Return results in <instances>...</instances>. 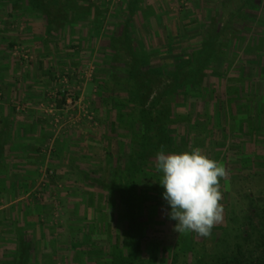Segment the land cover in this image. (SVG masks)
Segmentation results:
<instances>
[{
  "label": "rangeland",
  "instance_id": "1",
  "mask_svg": "<svg viewBox=\"0 0 264 264\" xmlns=\"http://www.w3.org/2000/svg\"><path fill=\"white\" fill-rule=\"evenodd\" d=\"M40 3L0 0V264H217L238 244L256 263L264 255L255 218L264 213V0ZM208 49L206 90L163 96L169 70ZM135 64L166 69L145 106L158 99L153 114L173 137L153 141L138 173ZM8 143L17 146L7 152ZM193 148L225 169L222 219L206 237L175 231L155 159ZM17 176L33 184L13 195L6 180Z\"/></svg>",
  "mask_w": 264,
  "mask_h": 264
},
{
  "label": "clouds",
  "instance_id": "2",
  "mask_svg": "<svg viewBox=\"0 0 264 264\" xmlns=\"http://www.w3.org/2000/svg\"><path fill=\"white\" fill-rule=\"evenodd\" d=\"M155 159L163 174L159 184L170 208L169 218L176 221L175 231L210 235L214 224L222 219L218 178L225 175L223 165L199 148L167 154L161 150Z\"/></svg>",
  "mask_w": 264,
  "mask_h": 264
},
{
  "label": "trees",
  "instance_id": "3",
  "mask_svg": "<svg viewBox=\"0 0 264 264\" xmlns=\"http://www.w3.org/2000/svg\"><path fill=\"white\" fill-rule=\"evenodd\" d=\"M32 1H35V6L37 8H42L44 6H47V5H42L40 3V0H32ZM211 56L213 55L210 54V50L208 49V51L203 55V58L200 59V61L197 60L195 64L194 61L196 58L193 59L189 58L184 62H181V65L176 66L174 69L169 70L168 73H170L169 75H171L172 77L169 81L170 83L168 85L167 84L165 85L166 87L164 88L162 95L173 96L176 95L177 93H180L181 95L186 96V94H189L190 91L192 90L193 91H196L197 89L206 90L205 84L207 83L206 76L208 70L206 66H208V62L211 61ZM165 70L166 69H148V68L146 69L140 67V65L137 64H135V67H133L134 73L131 74L130 79L135 81V85L133 89L137 96H134V99L140 103L139 104L140 106L143 107V109L141 108L140 110L141 125H142L141 131L143 133V138H142V143L139 146L140 148L137 150V157L135 156V159L137 160L134 162V164L136 165L135 173L139 170V168L142 167V165L144 164V160L149 158L146 157V155L149 154L148 150L150 146L154 144L153 141H155L157 137L159 138L161 137V134H164L165 136H167V139L169 141L173 140V137L169 133L171 125H165V126L162 125L163 120L161 118V115L154 116L153 114V109L156 107L155 104H158V99L153 100L154 102L153 103L151 102L147 107L145 106L147 100H150L151 96L153 95L154 88L155 87L158 88V83L159 80H161L162 75L167 73ZM132 191L134 193L137 191L134 186L131 188L128 194L126 193L124 194L128 201H131L129 195L132 193ZM137 207L138 206L135 205H132L130 207L129 205L130 209H129V213L127 214L131 218L133 219L135 218V220H136L135 215L137 214V210H136ZM255 218L261 220L260 227H264L262 224V220H264V213L263 215H261L260 212L256 213ZM249 221L251 222V224H253L252 218H250ZM140 230L141 228L139 229V231ZM256 263L264 264V255L258 258ZM256 263L253 262L252 260H248L245 258V255L243 254L242 251V245L238 244L237 254H235L231 258L224 257L217 264H256Z\"/></svg>",
  "mask_w": 264,
  "mask_h": 264
},
{
  "label": "crops",
  "instance_id": "4",
  "mask_svg": "<svg viewBox=\"0 0 264 264\" xmlns=\"http://www.w3.org/2000/svg\"><path fill=\"white\" fill-rule=\"evenodd\" d=\"M6 84H9L8 82H6L5 83V85ZM12 94V93H11ZM10 94V95H11ZM12 96H14V93L10 96V97H12ZM22 97L24 98V100H27V101H32V102H34V101H36L37 99L36 98H34V95H22ZM31 114V111H26L25 112V114ZM31 116V115H30ZM32 117V116H31ZM18 123V122H17ZM23 123H25V121L23 120V121H21V124H23ZM20 124V123H19ZM17 124H15L14 126H16ZM20 128H21V126H20ZM20 128H18V125L16 126V127H14V128H11L12 129V131H14V130H16V131H19L20 130ZM14 129V130H13ZM22 130V129H21ZM9 141V140H8ZM17 143V142H16ZM7 146V152L9 151V149L12 147V148H14V146H17L16 144H14V143H11V144H7L6 145ZM5 146V147H6ZM9 159H10V157H8V161H9ZM20 170V169H19ZM19 176H21L20 174H18ZM15 176V174L12 176V177H14ZM18 178H19V181H18ZM14 179V178H13ZM13 179H11V177L10 178H8L7 180H6V183L8 184V186H10V193H13V195L14 194H16L18 191H20V189L21 188H23V190H24V192L26 191V190H28L29 188H30V186H31V184H33L32 182H33V179H29L28 178V176L26 177V176H23L22 178L21 177H18L17 176V178H15L18 182L16 183V181L15 180H13ZM16 190V191H15ZM7 195H9V192L6 190V196Z\"/></svg>",
  "mask_w": 264,
  "mask_h": 264
}]
</instances>
